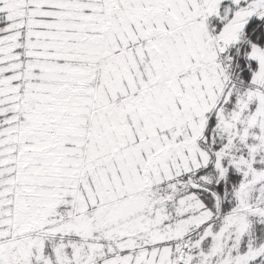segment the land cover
I'll use <instances>...</instances> for the list:
<instances>
[{"label":"snow or ice","instance_id":"1","mask_svg":"<svg viewBox=\"0 0 264 264\" xmlns=\"http://www.w3.org/2000/svg\"><path fill=\"white\" fill-rule=\"evenodd\" d=\"M0 264H264V0H0Z\"/></svg>","mask_w":264,"mask_h":264}]
</instances>
